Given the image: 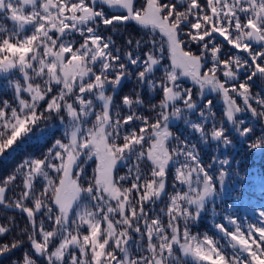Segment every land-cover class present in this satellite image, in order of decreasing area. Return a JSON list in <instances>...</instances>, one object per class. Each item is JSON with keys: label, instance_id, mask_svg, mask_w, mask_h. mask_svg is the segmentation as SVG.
Segmentation results:
<instances>
[{"label": "snow or ice", "instance_id": "6c2138e0", "mask_svg": "<svg viewBox=\"0 0 264 264\" xmlns=\"http://www.w3.org/2000/svg\"><path fill=\"white\" fill-rule=\"evenodd\" d=\"M33 137L0 260L264 264V207L217 211L225 153L264 155V0H0V157Z\"/></svg>", "mask_w": 264, "mask_h": 264}, {"label": "trees", "instance_id": "16d2710c", "mask_svg": "<svg viewBox=\"0 0 264 264\" xmlns=\"http://www.w3.org/2000/svg\"><path fill=\"white\" fill-rule=\"evenodd\" d=\"M190 85V81L188 82ZM134 88L133 81H127L121 95L131 92ZM214 95V94H213ZM218 117L220 115V106H217ZM51 131H56L55 128ZM57 136L60 134L56 133ZM50 144V137L31 138L24 142L15 152L0 157V176H6L11 173L23 158L29 154H39L45 150V145ZM230 153V155H229ZM232 161L233 168L239 171L238 177H233L228 182L227 194L224 197V204L218 205L217 211L227 205H233L232 211L238 212L241 216L255 220L256 212L260 207H264V155L258 151H252L247 147L245 142H237L234 147L225 153ZM223 158V157H221ZM127 170L122 169L121 174ZM243 199L238 198L237 193L241 192ZM13 213L9 212L8 215ZM3 215V213H0ZM17 220L23 223V219L17 215ZM199 232L215 231L212 225L210 213L204 215V218L194 229ZM226 240V238H225ZM225 242L224 240L221 241ZM15 259V257H13ZM0 264H8L7 260H0Z\"/></svg>", "mask_w": 264, "mask_h": 264}]
</instances>
